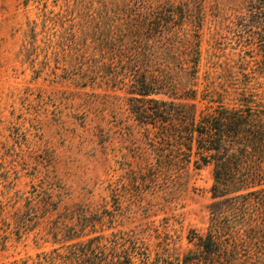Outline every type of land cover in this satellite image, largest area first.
Here are the masks:
<instances>
[{"label": "rangeland", "instance_id": "obj_1", "mask_svg": "<svg viewBox=\"0 0 264 264\" xmlns=\"http://www.w3.org/2000/svg\"><path fill=\"white\" fill-rule=\"evenodd\" d=\"M192 103L264 127V0H0V264L99 235L132 264H264V151L215 190L172 137Z\"/></svg>", "mask_w": 264, "mask_h": 264}, {"label": "trees", "instance_id": "obj_2", "mask_svg": "<svg viewBox=\"0 0 264 264\" xmlns=\"http://www.w3.org/2000/svg\"><path fill=\"white\" fill-rule=\"evenodd\" d=\"M161 8L162 6H152L144 17V24L148 26L147 22L153 21V24H157L159 32L165 25L164 21L165 23L172 22L175 15V12L169 8L167 14L162 17L164 12ZM151 29L154 31L153 27ZM193 36L196 37L197 34L193 33ZM198 46V40L194 41L188 37L185 39L184 52L187 57L185 63L190 65L192 72L196 71L199 61ZM156 77L154 85L160 89L165 83L162 77ZM142 94L148 95L149 92L145 89ZM188 107L190 113L187 120H184L183 124L177 122L173 124L172 137L178 141L177 139L182 137L179 133L182 128L190 141L194 133L197 135L200 148L205 153L201 158L202 163H213L215 177L213 188L215 190L241 181L237 178L240 165L245 162L250 152L264 151V127L253 122L255 120L251 118L252 112L249 108H222L197 115L195 103ZM251 176H257V174L252 173ZM214 234H210L208 241L202 244L206 251L212 250L211 245L214 246ZM103 238L100 235L94 236L86 243L70 244L63 251L53 250L50 254L44 255L37 264H132L131 257L126 250L120 253L116 245L111 249L108 248Z\"/></svg>", "mask_w": 264, "mask_h": 264}]
</instances>
